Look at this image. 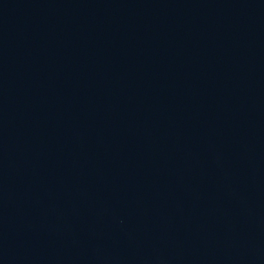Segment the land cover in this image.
Returning a JSON list of instances; mask_svg holds the SVG:
<instances>
[{
    "label": "water",
    "instance_id": "95a60500",
    "mask_svg": "<svg viewBox=\"0 0 264 264\" xmlns=\"http://www.w3.org/2000/svg\"><path fill=\"white\" fill-rule=\"evenodd\" d=\"M150 264H264V0H120Z\"/></svg>",
    "mask_w": 264,
    "mask_h": 264
}]
</instances>
